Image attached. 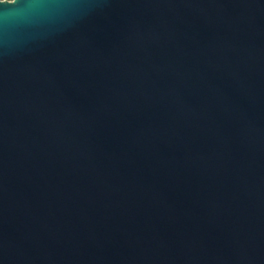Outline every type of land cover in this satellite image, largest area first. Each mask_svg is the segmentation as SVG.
Instances as JSON below:
<instances>
[{
    "label": "water",
    "instance_id": "obj_1",
    "mask_svg": "<svg viewBox=\"0 0 264 264\" xmlns=\"http://www.w3.org/2000/svg\"><path fill=\"white\" fill-rule=\"evenodd\" d=\"M0 264H264V0H0Z\"/></svg>",
    "mask_w": 264,
    "mask_h": 264
}]
</instances>
